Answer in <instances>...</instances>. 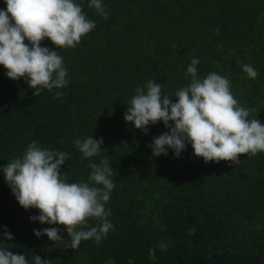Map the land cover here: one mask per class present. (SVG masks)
I'll return each mask as SVG.
<instances>
[{
    "label": "trees",
    "instance_id": "16d2710c",
    "mask_svg": "<svg viewBox=\"0 0 264 264\" xmlns=\"http://www.w3.org/2000/svg\"><path fill=\"white\" fill-rule=\"evenodd\" d=\"M74 2L96 27L75 48L41 42L63 57L66 87L34 96L25 78L10 79L0 65V233L6 226L14 236L0 235V248L24 254L28 264L34 255L50 264H264V152L241 155L238 165L205 163L187 142L179 158L170 148L156 157L149 145L170 131L163 121L145 134L124 119L136 89L149 80L177 102L175 92L191 82L185 73L197 59L201 79L212 72L228 78L240 106L255 109L249 119L264 123V0H102L107 18L88 6L91 0ZM0 10H7L5 0ZM243 64L258 76L249 78ZM89 136L103 138L99 157L83 158L74 144ZM32 141L69 154L61 174L70 183L88 182L89 163L108 159L115 187L105 209L114 229L99 245L90 239L72 249L66 242L53 253L59 241L34 234L67 230L33 222L40 211L25 210L6 182L4 166ZM100 223L90 218L87 229ZM160 242H170L167 251Z\"/></svg>",
    "mask_w": 264,
    "mask_h": 264
},
{
    "label": "clouds",
    "instance_id": "9594fccd",
    "mask_svg": "<svg viewBox=\"0 0 264 264\" xmlns=\"http://www.w3.org/2000/svg\"><path fill=\"white\" fill-rule=\"evenodd\" d=\"M5 2L7 10H0V65L7 69L6 75L16 81L25 78L35 89L34 96H39L44 89L52 91L66 87L69 81L63 57L58 51L42 47L41 42L48 38L59 49L75 48L96 24L74 0ZM88 6L104 18L109 15L102 0H91ZM26 39L30 44L25 43ZM198 63L197 59L191 60L185 73V78L190 76L191 82L175 92L178 98L175 103L171 96L163 93L164 85L155 81L149 80L138 87L124 114L125 121L145 134L149 132V124L163 121L170 131L154 137L149 145L156 157L166 156L170 148L179 158L187 142L191 143L195 156L203 157L205 163L230 161L238 165L241 155L255 156L264 152V123L256 118L249 119L255 109L240 106L231 92L228 78L212 72L201 79L197 75ZM242 68L249 78L258 76L252 65L243 64ZM62 95L59 91L55 93L57 98ZM103 143V138L96 140L92 136L74 141L83 158L99 157ZM68 158L66 152L50 150L32 141L23 156L12 159L3 172L18 203L25 210L36 208L40 211V215L30 219L41 224L63 225L70 239L65 240L57 227L34 229L37 237L47 235L53 242H67L72 249L90 239L99 245L114 229L108 219L111 212L105 209L115 187L112 166L106 158L99 163L90 162L88 166L92 172L88 182L70 183L67 173L61 174V167ZM90 218L98 219L100 225L87 229ZM256 227L259 230L260 225ZM194 233L195 228H190L189 234ZM0 235L8 241L14 240L6 226ZM169 246L170 242L157 245L161 251H167ZM149 256L152 260L157 258L156 248L149 249ZM33 259L34 264H50L38 255ZM0 264H28V260L24 254L0 248ZM105 264H115V261Z\"/></svg>",
    "mask_w": 264,
    "mask_h": 264
},
{
    "label": "rangeland",
    "instance_id": "374dc122",
    "mask_svg": "<svg viewBox=\"0 0 264 264\" xmlns=\"http://www.w3.org/2000/svg\"><path fill=\"white\" fill-rule=\"evenodd\" d=\"M63 237H64L65 240H67L68 236H67V234H63ZM65 247H66V242L59 241V243L57 245H55V246H53L51 248V251L53 253H62L64 251ZM44 260H48L49 261L48 257H46Z\"/></svg>",
    "mask_w": 264,
    "mask_h": 264
}]
</instances>
